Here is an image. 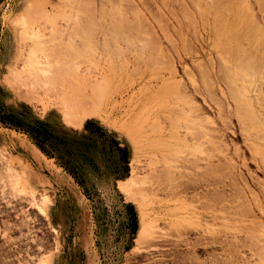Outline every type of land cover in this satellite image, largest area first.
I'll list each match as a JSON object with an SVG mask.
<instances>
[{
	"label": "rangeland",
	"instance_id": "1",
	"mask_svg": "<svg viewBox=\"0 0 264 264\" xmlns=\"http://www.w3.org/2000/svg\"><path fill=\"white\" fill-rule=\"evenodd\" d=\"M65 1L66 4H64ZM75 1L73 0V3L72 0H0V264H264L263 215H255L258 218L252 221L255 226L260 225L258 229L261 230L257 232L258 229L249 219V222H239L241 220H235L227 212L218 211L219 217H214L216 220L207 217L205 214L208 210L205 207L201 208L199 205V208L197 201V203H190L194 201L191 199L195 194L192 191L185 193L186 195L183 193L185 198L180 194L171 197L163 189V185L158 191L151 185V174L159 166L164 173L166 168L163 166H168L170 159L176 162L170 165H177V161L174 160H178V157L180 160L187 159V156L193 158L189 150L193 145L191 139L194 138V143L196 142L194 133L186 138L189 143L182 139L183 135L186 134L185 139L190 134L185 133L184 128L181 130L185 134L180 133V137L174 138L173 133L171 136L168 135L171 127H174L178 121L176 119L180 117L182 119L183 115L180 116L182 112L177 113L180 109L176 108L179 104L175 100L176 97L173 96L172 99V95L168 97L162 94L158 97L154 94L157 92L155 89L158 90L163 86L162 80L165 78L168 83H175V79H178L175 84L178 83L177 86L182 84L183 87L191 84L202 86L205 79H208V75H211V79L209 77L211 81L209 83L206 81V86L214 84L215 87L227 89L230 86L226 87V84H230V81L231 86L236 82L237 87L241 84L243 87L245 85L251 92L249 96L251 95L254 100V110L258 115L255 114L258 118L252 117L253 113L248 111L249 115L245 112L247 109L240 110L242 116L247 114V118L248 116L253 118L250 117L252 120H249L246 116L242 117L248 127L247 131L250 130L247 132L249 136L252 133L253 137H250V141L264 134V131L260 130V120H257L261 119L264 122V105L262 104V98L264 100L262 69L264 67L260 68L264 66V53H262L264 52V0H209L210 5L208 0H120L121 3L119 0H88L85 3L84 0ZM67 2H70V5ZM162 2L166 3L162 4ZM86 3L93 10L91 15L98 19V21L94 20L90 16L91 22L95 21L93 24L83 21L84 11L88 7ZM102 3L105 4L102 5ZM232 6L233 10H231ZM116 7H120L123 16L131 20V23L133 22L134 25L136 23L135 26H130L131 32L128 29L123 31L119 26H122L121 23L116 26L118 24L116 21L121 19ZM180 8L185 10L181 11ZM235 9L238 12L243 11L242 17L240 12L237 16H233L236 14ZM67 11L71 13V16L68 13L67 16L64 15ZM219 11L223 13L219 15ZM133 13L139 14V22L143 19L142 22L137 23L138 18ZM222 14L224 20L227 17L230 21L231 18L233 23L231 21V23H225L221 19ZM218 15L221 17L219 18ZM79 16L83 17L82 22L78 20L80 18H76ZM111 16H114L115 20H112ZM217 16L219 20L221 19L220 21ZM116 17L120 19L116 20ZM110 19L115 21V25L109 21ZM247 20L249 23L252 22L251 25L255 24L251 26L252 29ZM215 21L219 22L217 26ZM237 22L242 25L238 23L240 26L238 27ZM139 25L141 26L137 27ZM83 26L87 30L90 28V33H86L88 39L86 35L81 36L84 35L82 31L81 34H78L79 30L78 33L74 31L78 28L83 29ZM111 26L120 28V31L116 33V28L112 31ZM232 28L237 31L235 32ZM226 29L229 30V34L233 33L232 37L224 36L228 33ZM245 29L247 34H244ZM253 30L257 32L254 34ZM121 31L126 35L118 34ZM237 32L241 35L238 36ZM216 34L218 37L214 36ZM242 36L246 41L249 40V43L243 40ZM216 39H219L221 43ZM240 41L243 48H246L244 52L240 50L242 44L238 45ZM215 42L218 43L215 44ZM253 42L260 43V47L255 44L257 52ZM82 45L87 49H83ZM231 47L234 48L231 49ZM225 53L228 55L226 56ZM249 55L255 58L262 55L259 60L263 62L253 60ZM232 57H235L237 61L233 62ZM151 59L153 62H150ZM211 60L214 62L210 63ZM226 62L231 65L229 66ZM250 63L254 65V68L249 66L251 70L259 68V71L255 69L256 78L249 73L251 72L249 68H246ZM239 65L243 66L244 71L242 68L239 69ZM213 66L215 72H213ZM226 68L227 73L223 72ZM207 69H211L212 73ZM199 72H204L203 74L205 76L207 74L208 77L204 75L202 77ZM245 72L247 75L243 79L242 75ZM257 72L262 76L258 78ZM198 73L201 75L199 76ZM231 73L232 76L237 73L238 75H235L237 78L242 76L243 82L241 78L237 79L235 76L232 81ZM189 75L193 76V79ZM214 75H217L218 80ZM247 76L253 77L254 80L248 81V78L245 80ZM225 77L226 79L229 77L230 80H226ZM212 80L213 83H211ZM261 81L262 83H259ZM214 82L220 83L223 87ZM255 94L261 98V101H258L259 98ZM218 96L222 97L218 98L220 104L223 102L227 106L224 95L218 93ZM152 97L157 100L153 101ZM199 97L197 102H201L202 97L200 95ZM97 98L98 100H95ZM256 100L263 105V108ZM166 101L167 103L169 101L168 104L171 103V105L168 106ZM153 105H159V107ZM231 106L233 109L236 107L234 104ZM179 107L181 108V105ZM73 109L76 112L74 113L76 118L72 114ZM173 111L180 117L176 114L175 119V113L172 115ZM261 113L263 117L259 116ZM161 114L162 117L166 114L169 118L162 119ZM68 117H71V120ZM155 119L157 122L160 121L161 125L155 124ZM237 119L235 116L234 120L237 121ZM168 121H170L169 124ZM171 122L175 123L172 125ZM152 123L155 124L154 129L156 125H159L161 129L159 130L158 126L155 130L153 127L151 129L154 125ZM131 124L134 126L132 127ZM170 124L172 126H169ZM254 130L259 135L253 133ZM158 139L163 140V143H160L162 141L159 142ZM203 140L201 142L206 145L207 143ZM257 141L259 142L260 139L254 142L258 144ZM159 143L161 147L167 145L170 147L165 149L157 147ZM178 143L182 150L180 153L177 152L179 147L177 149L174 147ZM184 145L187 146L184 147ZM171 146L176 150L177 154L174 152L172 154H175L174 157L178 155L177 158H169L171 155L169 152L173 150ZM158 155L163 157V160L159 159ZM165 156L166 159H164ZM155 160L157 162L162 160L165 165ZM200 162L205 163L203 160ZM160 169H157V172ZM138 179L142 181L139 183ZM186 201H189L187 202L189 204H186ZM130 205L133 206V211ZM189 205L197 207H189ZM166 212L171 214L168 215ZM201 223L204 227L200 225ZM214 223L217 224L214 225ZM205 224H209L208 227ZM234 225L238 230H234ZM226 226L232 227L233 231ZM252 233L254 234L252 239L258 238L259 235L263 238H261L262 244L258 243L260 241L258 238V241L253 239L257 241H253L255 247L251 245L249 236L253 235ZM216 235L220 240H214ZM240 239H245L249 243L246 244L245 241L241 244L244 240L240 241Z\"/></svg>",
	"mask_w": 264,
	"mask_h": 264
},
{
	"label": "bare ground",
	"instance_id": "2",
	"mask_svg": "<svg viewBox=\"0 0 264 264\" xmlns=\"http://www.w3.org/2000/svg\"><path fill=\"white\" fill-rule=\"evenodd\" d=\"M59 1H62V0H59ZM67 1H71V0H67ZM79 1V0H78ZM86 1H88V0H84L83 2L85 3ZM124 1V0H123ZM122 1V2H123ZM126 1V0H125ZM129 1V0H128ZM162 1H164V0H162ZM166 1V0H165ZM170 1V0H169ZM174 1V0H173ZM230 1V0H229ZM229 1H228V3H229ZM232 1V0H231ZM235 1H237V0H235ZM258 1V0H257ZM72 2H73V0H72ZM74 2H76L75 0H74ZM73 2V3H74ZM80 2V1H79ZM102 2H104V1H102ZM110 2V1H109ZM119 2H120V0H119ZM227 1H225V3H226ZM239 3H240V1H238ZM89 3V2H88ZM91 3V2H90ZM89 3V5H92V4H90ZM100 3V2H99ZM121 3V2H120ZM130 3V2H129ZM166 2H162V4H165ZM176 3V2H175ZM208 3H209V5L211 4V2L208 0ZM237 3V2H236ZM257 3V2H256ZM64 4H66V1H65V3ZM67 4H69L70 5V2L68 3L67 2ZM101 4V3H100ZM103 4H105V3H102V5ZM108 4V3H107ZM110 4V3H109ZM116 4V3H115ZM114 4V5H115ZM145 4V3H144ZM167 4H169V2H167ZM167 4H166V6H167ZM199 4V3H198ZM221 4V3H220ZM220 4L218 5V6H220ZM232 4V3H231ZM235 4V3H234ZM238 4V3H237ZM236 4V5H237ZM241 4V3H240ZM69 5H68V7H69ZM86 5H88L87 3H86ZM89 5H88V7L86 8V11H84V20L83 21H85L86 23H91V24H93V21L96 19V17L95 16H92L91 15V13H93V10L91 9V7H89ZM101 5V6H102ZM110 5H112V4H110ZM135 5V4H134ZM180 5V4H179ZM208 5V6H209ZM215 5V4H214ZM233 5V4H232ZM235 5V6H236ZM239 5V4H238ZM253 5V4H252ZM46 6V5H45ZM83 6H85V5H83ZM99 6V5H98ZM146 6V5H145ZM148 6V5H147ZM187 6V5H186ZM199 6V5H198ZM212 6V5H211ZM222 6V5H221ZM224 6V5H223ZM226 6V5H225ZM264 6V5H263ZM79 7H81V9H82V6L79 4ZM79 7H78V9H79ZM115 7V6H114ZM120 7H121V5H120ZM120 7H116V9H117V11L120 13V15L121 16H119V17H121V19L120 20H118V21H116V26H118L119 25V23H121L122 24V26L121 25H119L120 26V28L124 31L125 29H128L130 32H131V28L132 27H130V26H135L136 25V23H135V25H134V23L132 24L130 21H129V19L126 17V16H123V11H121L120 10ZM206 7H207V4H206ZM228 7H230V5L228 6ZM238 7V6H237ZM67 8V7H66ZM93 8V7H92ZM106 8V7H105ZM123 9H124V7H122ZM169 8V7H168ZM209 8H210V6H209ZM252 8V7H251ZM104 9V8H103ZM111 9H114V8H111ZM115 9V10H116ZM181 9V8H180ZM199 9V8H198ZM219 9V8H218ZM223 9V8H222ZM225 9V8H224ZM226 9H227V7H226ZM239 9H240V6H239ZM244 9V8H243ZM68 10V9H67ZM104 10H106V9H104ZM108 10H109V8H108ZM183 10H185V8H183V9H181V11H183ZM214 10V9H213ZM231 10H233V6L231 7ZM230 10V11H231ZM236 11V14H234L233 16H237L238 14L237 13H239L238 11H237V9H235ZM240 10H242V9H240ZM245 10V9H244ZM68 11H70V10H68ZM68 11L67 12H64L65 14V16H67V13H68ZM83 11V10H82ZM113 11V10H112ZM111 11V12H112ZM117 11H115L116 13H117ZM135 11V10H134ZM133 11V12H134ZM139 11H141L140 9H139ZM161 11V10H160ZM175 11V10H174ZM194 11H197V10H194ZM79 12H81V11H79ZM102 12V11H101ZM114 12V11H113ZM112 12V13H113ZM122 12V13H121ZM131 12H132V10H131ZM208 12H209V9H208ZM217 12V11H216ZM220 12V11H219ZM226 12V11H225ZM243 11H241L240 12V15H241V13H242ZM45 13H47V12H45ZM60 14H62L61 12H59ZM59 13H58V15H59ZM83 13V12H82ZM105 13V12H104ZM112 13H109V14H111V15H113ZM134 13H136V12H134ZM133 13V14H134ZM197 13H199V11L197 12ZM221 13H223V11L222 12H220L219 13V15L221 14ZM247 13V12H246ZM48 14H49V12H48ZM69 14V13H68ZM71 14V13H70ZM69 14V15H70ZM107 14V13H106ZM108 14V15H109ZM209 14V13H208ZM215 14V13H214ZM226 14V13H225ZM230 14H231V12H230ZM77 15H79V14H77ZM83 15H81V16H83ZM94 15V14H93ZM134 15H136V14H134ZM134 15H133V17H134ZM138 15L139 14H137L136 16H137V23H140V22H142V20L139 22V19H140V17H138ZM173 15V14H172ZM218 15V16H219ZM240 15H239V17H240ZM242 15H243V13H242ZM242 15H241V17H242ZM45 16H47V14H45ZM50 16V15H49ZM49 16H48V18H49ZM62 16V15H61ZM71 16V15H70ZM81 16H79V17H76L77 19L78 18H80V19H78L79 21L81 20V22H82V19L81 18H83V17H81ZM93 17V21L91 22V17ZM105 16H107V15H105ZM114 16H117V15H114ZM114 16H111L112 17V20L114 19L113 17ZM158 16V15H157ZM185 16L186 17H188L186 14H185ZM191 16V15H190ZM207 16V15H206ZM216 16V15H215ZM218 16H217V19H218ZM222 16H223V14H222ZM225 16H228V15H225ZM230 16V15H229ZM233 16H231V17H233ZM254 16V15H253ZM98 17H99V15H98ZM110 17V18H111ZM203 17H204V13H203ZM213 18H214V16H212ZM221 16H219V18H220ZM47 18V19H48ZM67 18V17H66ZM101 18V17H100ZM107 18V17H106ZM117 17H116V20L118 19ZM136 18V17H135ZM184 18V17H183ZM196 18V17H195ZM194 18V19H195ZM207 18V20H208V16L206 17ZM212 18V19H213ZM224 18V16L223 17H221V19H223ZM235 18H238V17H235ZM68 19H70L69 17H68ZM109 19V18H108ZM160 19V18H159ZM186 19V18H185ZM189 19V18H188ZM200 19V18H199ZM204 19V18H203ZM220 19V20H221ZM232 19H234V17L232 18ZM242 19V18H241ZM240 19V20H241ZM245 19V18H244ZM249 19H253V18H249ZM248 19V20H249ZM76 20V19H75ZM97 21H98V19H96ZM101 20V19H100ZM106 20V19H105ZM115 20V19H114ZM146 20V19H145ZM148 20V19H147ZM215 20V19H214ZM213 20V21H214ZM219 20V19H218ZM219 20V21H220ZM224 20V19H223ZM226 20H227V17H226ZM226 20H224L225 21V23H228V22H230L231 21V18H230V21H226ZM246 20V19H245ZM244 20V21H245ZM247 20V21H248ZM254 20V19H253ZM253 20H251V21H253ZM109 21H111V19L109 20ZM162 21V20H161ZM238 21H239V19H238ZM246 21V22H247ZM77 22V21H76ZM95 22V21H94ZM160 22V21H159ZM232 22V21H231ZM230 22V23H231ZM235 22V21H234ZM78 23V25H80L79 24V22H77ZM98 23H100V22H98ZM104 23H106V21L104 22ZM111 23H115V21H111ZM144 23V22H143ZM191 23V22H190ZM193 23V22H192ZM214 23H216V26H217V24L219 23H217L216 21L214 22ZM223 23V22H222ZM233 23V22H232ZM239 22H237L236 24H238ZM240 23H241V21H240ZM239 23V24H240ZM248 23H249V21H248ZM250 23H252V22H250ZM249 23V24H250ZM88 24H86V26L88 25ZM109 24V23H108ZM112 24V25H113ZM132 24V25H131ZM239 24L237 25L238 27H240L239 26ZM100 25V24H99ZM104 25V24H103ZM115 25V24H114ZM138 25V24H137ZM225 25V24H224ZM227 25V24H226ZM225 25V26H226ZM229 25V24H228ZM240 25H242V24H240ZM244 25V24H243ZM245 25H246V23H245ZM253 25H255L254 23L251 25H249L250 26V28L252 29V27H253ZM98 26V25H97ZM141 25H139V26H137V27H140ZM145 26V25H144ZM191 26H192V24H191ZM215 26V25H214ZM222 26H223V24H222ZM233 26H235L236 27V25L235 24H233ZM248 26V27H249ZM252 26V27H251ZM80 27H81V25H80ZM84 27L85 26H83L82 28L83 29H80V28H78V29H76V30H74V31H76L75 33H78V34H81L80 32L82 31L83 32V34L84 35H81L82 37H84L85 35V37H87V39H88V36H87V34L86 33H88L89 31H90V28H89V30H87L86 28L84 29ZM91 27V26H90ZM146 27V26H145ZM148 27V26H147ZM230 27H232L231 26V24H230ZM235 27H233V28H235ZM238 27H236V28H238ZM243 27V26H242ZM245 27V26H244ZM243 27V28H244ZM247 27V26H246ZM255 27V26H254ZM73 28V27H72ZM92 28V27H91ZM109 28H110V26H109ZM109 28H108V30H109ZM111 28H112V31L116 28L115 26L114 27H112L111 26ZM114 28V29H113ZM120 28L119 29H117L116 28V33L117 32H119L120 31ZM143 28V27H142ZM217 28V27H216ZM232 28V30H234ZM140 29V28H139ZM138 29V30H139ZM167 29V28H166ZM197 29V28H196ZM224 29H225V27H224ZM254 29H256V28H254ZM79 30V31H78ZM111 30V29H110ZM168 30V29H167ZM215 30H217L218 31V29H215ZM221 30V29H220ZM229 30H231L230 28H229ZM228 30V31H229ZM246 30L247 29H245V32H244V34H247L248 32H249V28H248V32L246 33ZM259 29H257V31H258ZM78 31V32H77ZM93 31V30H92ZM217 31H215V32H217ZM222 31H223V29H222ZM226 31H227V29H226ZM227 31V32H228ZM235 31V30H234ZM236 31H237V29H236ZM235 31V32H236ZM239 32L241 31H243V30H238ZM252 31V30H251ZM257 31H255L254 32V30H253V32H254V34L257 32ZM108 32V31H107ZM127 32V31H126ZM152 32V31H151ZM176 32V31H175ZM225 32V31H224ZM232 32V31H231ZM252 32V33H253ZM90 33V32H89ZM112 33V32H111ZM114 33H115V31H114ZM123 32L121 31L120 33H118V34H121V36L122 35H126V33L124 34H122ZM133 33V32H132ZM230 32H228L227 34H225L224 36H226V35H230L231 37L233 36V33H232V35L231 34H229ZM251 33V32H250ZM77 34V35H78ZM110 34V33H109ZM117 34V35H118ZM215 34V33H214ZM240 35H241V33H239ZM132 35H134V34H132ZM219 36L221 35L220 33L218 34ZM234 35H235V37H236V33H234ZM237 35H238V32H237ZM240 35H238V36H240ZM251 35H253V34H251ZM79 36V35H78ZM77 36V37H78ZM119 36V35H118ZM117 36V37H118ZM127 36H128V34H127ZM214 36H217V34L216 35H214ZM255 36V35H254ZM257 36V35H256ZM255 36V37H256ZM263 36V35H262ZM117 37H116V39H117ZM218 37V36H217ZM230 37V38H231ZM243 37V36H242ZM241 37V38H242ZM249 37L251 38L252 36H250V34H249ZM68 38V37H67ZM123 38V37H122ZM126 38V37H125ZM128 38H130V37H128ZM143 38H145V37H143ZM213 38H215V37H213ZM240 38V37H239ZM260 38V37H259ZM74 39V38H73ZM73 39H71V40H73ZM80 39H82V38H80ZM84 39V38H83ZM87 39H86V42H87ZM118 39H119V37H118ZM117 39V40H118ZM121 39V38H120ZM131 39V38H130ZM146 39H147V37H146ZM219 39L221 40V38L219 37ZM219 39H216L217 41H219ZM237 39V38H236ZM247 39H249V38H247ZM252 40H253V37L251 38ZM68 40H70V39H68ZM127 40V39H126ZM147 40H149V39H147ZM153 40V39H152ZM231 40H232V38H231ZM231 40H230V43H231ZM243 40H245L246 41V39H244V37H243ZM242 40V41H243ZM262 40V39H261ZM89 41V40H88ZM155 41V40H154ZM224 41V40H223ZM226 41V40H225ZM224 41V42H225ZM248 41V42H247ZM246 42L247 43H249V40H247ZM75 42V41H74ZM200 42V41H199ZM237 42H238V40H237ZM262 43H263V40L261 41ZM72 43H73V41H72ZM77 43V42H76ZM81 43V42H80ZM88 43V42H87ZM151 43V42H150ZM186 43V42H185ZM216 43H218V42H215V44ZM219 43H221L220 41H219ZM226 43H227V41H226ZM235 43V42H234ZM63 44H64V42H63ZM89 44V43H88ZM152 44V43H151ZM154 44V43H153ZM214 44V45H215ZM232 44H233V42H232ZM232 44H230V45H232ZM237 43H235V45H236ZM241 45L242 44V42L240 41V43H238V45ZM243 44H244V41H243ZM243 44H242V48H243ZM255 44H257L258 46H259V42L258 43H255ZM254 44V42H253V47H255L254 49H256V45ZM66 45V44H65ZM65 45H63L64 47H65ZM84 45V44H83ZM83 45H82V48H83ZM90 45V44H89ZM88 45V46H89ZM146 45V44H145ZM223 45V44H222ZM221 45V46H222ZM227 45V44H226ZM239 45V46H240ZM67 46V45H66ZM85 46V45H84ZM187 46H188V44H187ZM190 46V45H189ZM217 47H218V44L216 45ZM224 46H225V44H224ZM237 46V45H236ZM245 46H246V44H245ZM252 46V45H251ZM146 47V46H145ZM149 47V46H148ZM172 47H174V46H172ZM182 47H184V46H182ZM228 47V46H227ZM247 47V46H246ZM260 47V46H259ZM263 47V46H262ZM261 47V48H262ZM72 48H75V47H72ZM77 48V47H76ZM86 48V47H85ZM85 48H83V49H85ZM110 48V47H109ZM147 48V47H146ZM177 48V47H176ZM219 48V47H218ZM232 48H234V47H231V49ZM241 47H240V50H241V52H244V51H246L245 49L246 48H243L242 49ZM251 48V47H250ZM87 49V48H86ZM148 50H149V48H147ZM147 49H145L146 51H147ZM178 49V48H177ZM189 49H190V47H189ZM192 49V48H191ZM71 50H73V49H71ZM184 50V49H183ZM186 50V49H185ZM217 50V49H216ZM235 50H236V48H235ZM239 50V49H238ZM244 50V51H243ZM221 51H223V50H221ZM233 51V50H232ZM258 50L256 49L255 50V52H257ZM263 51V50H262ZM141 52V51H140ZM147 52H149V51H147ZM188 52V51H187ZM229 52V51H228ZM234 52V51H233ZM232 52V53H233ZM261 52V51H260ZM150 53V52H149ZM219 53H222V52H219ZM224 53V52H223ZM248 53V52H247ZM262 53H264V52H262ZM261 53V54H262ZM226 54V53H225ZM224 54V55H225ZM229 54H231V53H229ZM257 54V53H256ZM256 54H254V55H256ZM258 54H260V53H258ZM228 54H226V56H227ZM242 55V57H243V54H241ZM217 56V55H216ZM219 56V55H218ZM238 56V55H237ZM239 56H240V54H239ZM238 56V57H239ZM245 56V55H244ZM250 56V58L252 57L253 58V60H255V59H257V61H259V62H263L262 60L260 61L259 60V57H262V55L261 56H259L258 55V58L256 57H253V55L251 56V55H249ZM248 56V57H249ZM220 57V56H219ZM221 57H222V55H221ZM231 57V56H230ZM235 57H236V54H235ZM235 57H232V59H234ZM246 57H247V55H246ZM264 57V56H263ZM162 58V57H161ZM223 58H224V56H223ZM226 58V57H225ZM167 59V58H166ZM211 59V58H210ZM218 59V58H217ZM236 59V58H235ZM235 59H234V61L233 62H236L235 61ZM260 59H262V58H260ZM252 60V61H253ZM149 61V60H148ZM194 61V60H193ZM229 61V60H228ZM238 61H240V60H238ZM243 61V60H242ZM256 61V62H257ZM150 62H153V60L151 59L150 60ZM155 62V61H154ZM214 62V61H213ZM212 62V60H211V62L210 63H213ZM220 62H221V60H220ZM232 62V63H233ZM241 62V61H240ZM249 62H251V59H249ZM248 62V63H249ZM156 63H158V62H156ZM167 63V62H166ZM229 63V62H228ZM227 62H226V64H228ZM239 63V62H238ZM247 63V62H246ZM150 64V63H149ZM151 64H153V63H151ZM169 64H171V63H169ZM215 64V63H214ZM225 64V63H224ZM241 64H243V63H241ZM252 63H250V65L248 64V67H246L247 69L249 68V66H251V67H253L252 65H251ZM255 64V63H254ZM260 64H262V63H260ZM264 64V63H263ZM74 65V64H73ZM156 65V64H155ZM157 65H160V64H157ZM172 65H173V63H172ZM229 65V64H228ZM230 65H231V63H230ZM229 65V66H230ZM233 65V64H232ZM246 66H247V64H245ZM244 65V66H245ZM59 66H62V65H59ZM65 66V65H64ZM67 66V65H66ZM153 66H154V64H153ZM219 66V65H218ZM240 66V65H239ZM257 66V65H256ZM259 66H261V65H259ZM68 67V66H67ZM158 66H156V68H157ZM199 67H203V66H199ZM264 66H261L260 68H263ZM69 68V67H68ZM163 68V67H162ZM203 68H205V67H203ZM206 68H208V67H206ZM215 67L213 66L212 67V69H214ZM218 68V67H217ZM223 68V67H222ZM222 68H219V69H222ZM240 68H242V70H243V66L241 67H239V69ZM254 68V67H253ZM174 69V68H173ZM246 69V70H247ZM256 69V68H255ZM255 69L253 70H251L250 68H249V70L251 71V72H249V73H252V76L254 75L255 76ZM65 70V69H64ZM170 70H171V68H170ZM177 70V69H176ZM199 70H201V69H199ZM204 71H206V69H203ZM208 70V69H207ZM228 69L226 68V70L225 71H223V72H226ZM241 70V69H240ZM248 70V71H249ZM256 70H258L259 71V68L258 69H256ZM263 71H262V73L264 72V69H262ZM186 71V70H185ZM202 71V70H201ZM209 72H211V69L210 70H208ZM230 71L232 72V68L230 69ZM230 71L228 72V73H230ZM238 71V70H237ZM244 71V70H243ZM253 71V72H252ZM176 72V71H175ZM174 72V73H175ZM187 72V71H186ZM208 72V73H209ZM213 72H215V69H214V71ZM222 72V74H224L225 75V73H223ZM234 72V71H233ZM260 72H261V69H260ZM173 73V74H174ZM199 73H201V74H199ZM198 74H199V76L201 75L202 77H203V73L202 72H199ZM212 73V72H211ZM211 73H209V74H211ZM218 73H220V71L218 72ZM217 73V74H218ZM227 73V72H226ZM238 74L239 73H241V72H237ZM237 73H235V75H238ZM244 73V72H243ZM172 74V73H171ZM175 74H177V73H175ZM257 74L259 75V73L257 72ZM166 75V74H165ZM221 75V74H220ZM228 75V74H227ZM231 76H232V73L230 74ZM235 75H233L232 77H231V80L233 79L234 80V76ZM242 74H240V76H241ZM245 75H247L246 74V72H245V74H243L242 76H243V79H244V76ZM257 75V77L259 78V77H261L260 75L258 76ZM264 75V74H263ZM209 77L211 76V75H208ZM207 76V74H206V76L204 75V77H208ZM216 76L217 75H214V77L216 78ZM229 76V75H228ZM241 76V77H242ZM249 76V75H248ZM245 77V80L248 78V81H250L249 79H251V80H254L253 79V77ZM174 77V76H173ZM189 77H191V79H193L192 77L193 76H191V75H189ZM196 77V76H195ZM201 77V78H202ZM209 77H208V79H205L208 83L211 81V80H209ZM236 77V76H235ZM240 77V78H241ZM159 78V77H158ZM220 78V77H219ZM224 78V77H223ZM229 77H227V79H228ZM237 78V77H236ZM238 78H239V76H238ZM237 78V79H238ZM239 78V79H240ZM255 78H256V76H255ZM175 79V78H174ZM190 79V81H192ZM200 79V78H199ZM210 79H211V77H210ZM217 80H218V78H216ZM225 79H226V77H225ZM226 79V80H227ZM237 79H235V81L237 80ZM263 79V78H262ZM161 80H162V78H161ZM160 80V81H161ZM176 80H177V82H178V79H175V83H176ZM197 80V79H196ZM203 80V79H202ZM205 80H203V81H205ZM209 80V81H208ZM228 80H230V79H228ZM232 80V81H233ZM241 80V82H243V80H242V78L240 79ZM258 80V79H257ZM159 81V80H158ZM157 81V82H158ZM164 81V83H163V86L160 88V89H155V91H157L156 93H154L156 96H158L159 97V95H161L162 96V94H164V95H168V97H169V95H172L171 97H172V99H173V96L174 97H176V99L175 100H177L176 102H178L179 104H177L176 102H174V103H176L177 104V110L178 109H180V110H183V111H180V110H176L177 111V113H180V112H182V113H180V116H182V119H181V117L177 114V113H175V111H173L172 113V115H174V113H175V116H176V114H177V116H179L180 117V119H178L177 118V116L175 117V119L176 120H178V121H176V123L175 122H171V124L173 123H175V125H174V127H171L172 129H170L171 131H169V136H171V134L173 133V137L174 138H177V137H180V133L181 134H183L184 133V131H185V133H187V134H189V136H186L185 137V139H184V136L186 135L185 133V135H183V138H182V135H181V138L183 139V140H185L187 143H189L188 141H187V137H190L191 136V133H194L196 136H194L195 137V143H194V138H192L191 139V141L193 142V145H192V147H191V149H189L188 147H186V148H188L189 150H190V152H191V155H192V157L193 158H188V156H187V159L186 158H182L181 160L179 159L180 157H178V155H177V157H178V160H174V161H177V165H175V164H173V165H170V163L172 164V163H176V162H173L171 159H170V163L168 164V166L166 165V166H163V165H165L164 163H162V160H163V157H161V156H159V159H162L160 162H161V164H163L162 166L163 167H165L166 168V170L164 171V173L162 172V168L160 169V166H159V168H157V166H156V168L159 170L160 169V171H161V173H159L160 171H158L157 172V169H155V171H153V173L151 174L152 175V180H151V185H153V186H151V187H153V188H155V190H161V187H162V185H163V189L164 190H166L167 191V193H168V195L170 194L171 195V197H172V195L173 196H176V195H178V194H180V195H182L183 197H184V194L186 193H188L189 191H192V193L194 194V197L193 198H191V197H189V199L191 198V199H193L194 201H190V203L192 202V204H193V202H195V203H197V206L199 207V205L201 206V208H202V206H203V208L205 207L206 208V210H208V212H207V214H205V215H207V217H212L213 218V220H216V218H218L219 216H218V214H217V212L218 211H222V212H227L229 215H231L235 220H241V221H239V222H243V221H248V219H249V221H251V223L253 224L254 222H252L253 220H254V218H256L257 216H255V215H258L259 216V214H261V215H263L264 216V134H262V136H263V138H262V136H260L259 135V133L258 132H255V130H254V132L253 133H258V135L260 136H256L257 134H255V136L257 137V139L259 140L260 139V141L258 142V144L257 143H255L254 141L255 140H257V139H254V140H252V142L250 141L251 139H250V137H253V136H251V134H250V136H249V134L247 133V132H249V131H247L248 130V127H246V124H245V119L243 120V118L246 116V119H248L249 118V120H252L253 118L252 117H256V118H258L257 116V114H256V111L254 110V100L252 99V97H251V95L249 96V89L247 88V87H245V85H244V87H243V85L241 84V85H238L239 87H237V82L235 83V85L234 84H232V86L230 85L232 82L230 81V84H224V82H223V84L226 86V87H228V85L230 86V87H228L227 89H225V88H219V87H215L214 86V84L213 85H210V84H208L209 86H206V81L205 82H203V81H200V82H203L204 83V85L202 84V86H200V84H194V85H190V86H185V82H183V84H184V86L185 87H183V85L182 84H179L178 86H177V84H175V83H168V82H166V78L165 79H163L162 80V82ZM220 81H221V79H220ZM222 81H225V80H222ZM245 82H247V81H245ZM244 82V83H245ZM252 82H254V81H252ZM180 83H181V81H180ZM211 83H213V80H212V82ZM214 83H216V82H214ZM225 83H227V82H225ZM234 83V82H233ZM240 83V82H239ZM238 83V84H239ZM259 83H262V81L261 82H259ZM98 84V83H97ZM217 84V83H216ZM220 84V83H219ZM219 84H217V85H219ZM248 84V83H247ZM257 84V83H256ZM100 85V84H99ZM153 85V84H152ZM158 85V84H157ZM180 85H182V86H180ZM252 85V84H251ZM251 85H250V87H251ZM260 85V84H259ZM258 85V86H259ZM94 86V85H93ZM98 86V85H97ZM204 86V87H203ZM220 87H223V86H221V84L219 85ZM240 86H242V87H240ZM255 86H257V85H255ZM261 86V85H260ZM150 87V86H149ZM183 87V88H182ZM249 87V88H250ZM155 88V87H154ZM262 88V87H261ZM94 90H95V88H93ZM105 89V88H104ZM256 89H257V87H256ZM96 91V90H95ZM255 91V90H254ZM258 91V90H257ZM256 91V92H257ZM255 92V93H256ZM259 92H261V91H259ZM90 93H92V92H90ZM218 93H221L222 95H224V100H226L225 101V103H227V106L225 105V104H223V102H222V104H220V102H219V100H218V98H219V96L217 97V95H218ZM251 93V92H250ZM261 93H263V92H261ZM260 93V94H261ZM93 94V93H92ZM95 95L97 94L98 96L100 95V94H98V93H94ZM264 94V93H263ZM262 94V95H263ZM91 95V94H90ZM163 95V96H164ZM199 95L202 97L201 98V102H197V100L200 98L199 97ZM258 98H259V100L258 101H261V98L257 95V94H255ZM254 95V96H255ZM154 96V95H153ZM160 96V97H161ZM221 96V95H220ZM261 96V95H260ZM95 97V96H94ZM142 97H144L143 95H142ZM157 97V98H158ZM168 97H164V98H168ZM257 97H255V98H257ZM263 97V96H262ZM98 98H100V97H98ZM98 98L97 99H95V100H98ZM145 98V97H144ZM153 98V97H152ZM222 97H220L219 99H221ZM154 99V100H153ZM152 100L153 101H155V100H157L156 98H153ZM159 99V98H158ZM161 99H163V98H161ZM232 101V102H230V100ZM93 100V99H92ZM164 100H166V99H164ZM170 100H171V98H170ZM169 100V101H170ZM256 100V101H257ZM94 101V100H93ZM169 101H168V103H169ZM258 101H257V103H258ZM96 102H98V101H96ZM146 102V101H145ZM165 102V101H164ZM197 102V103H196ZM262 104L264 105V100H263V98H262ZM79 103V102H78ZM92 103V102H91ZM94 103V102H93ZM141 104H143V102H140ZM139 103V104H140ZM167 103V101H166V104H168ZM173 103V102H172ZM261 103V102H260ZM231 104H234L236 107L233 109L232 108V106H231ZM259 104V103H258ZM261 104V105H262ZM76 105V104H75ZM100 105V104H99ZM152 105V104H151ZM170 105H171V103H170ZM169 104H168V106H170ZM181 105V108L179 107ZM260 105V104H259ZM260 105V106H261ZM263 105L261 106L262 108H263ZM154 106V105H153ZM157 107H159V105H156ZM156 106H154V107H156ZM222 106H223V108H222ZM74 107V106H73ZM149 107V106H148ZM172 107V106H171ZM179 107V108H178ZM241 107V108H240ZM90 108V107H89ZM151 108H152V106H151ZM150 108V109H151ZM168 109L167 110H169V107H167ZM187 108V109H186ZM243 108V109H242ZM149 109V110H150ZM162 109V108H161ZM165 110H166V108H164ZM185 109L188 111V114H186L187 113V111L185 112ZM242 109V110H241ZM247 109V110H246ZM249 109V110H248ZM74 110V109H73ZM73 110H71V111H73ZM245 111L247 114H249V113H253L252 115V119L248 116V118H247V114H245L244 116H242V112L241 111ZM136 111V110H135ZM159 111V110H158ZM162 111V110H161ZM248 111H249V113H248ZM69 112H70V110H69ZM156 112V111H155ZM163 113H164V111H162ZM166 112V111H165ZM183 112L185 113V114H183ZM245 112H243V113H245ZM70 113H72V112H70ZM74 113H76L75 112V110L73 111V113L72 114H74ZM168 113V112H167ZM191 113V114H190ZM239 113H241V115L239 114ZM65 114H66V112H65ZM64 114V115H65ZM82 114V113H81ZM147 114V113H146ZM145 114V115H146ZM168 114H170V113H168ZM209 114L211 115V116H209ZM257 116H256V115ZM66 115H69V114H66ZM133 115V114H132ZM154 115H155V113H154ZM164 115V114H163ZM166 115V114H165ZM164 115V117H162V114L160 115L161 117H162V119L163 118H165V117H167V118H169L167 115L165 116ZM238 118L237 119V121L236 120H234V117L235 116ZM250 115V114H249ZM261 115V117H263V115H262V113L261 114H259V116ZM76 115L74 114V117H75ZM136 116V115H135ZM151 116H153V115H151ZM234 116V117H233ZM73 117V116H72ZM243 117V118H242ZM69 118V117H68ZM71 118V117H70ZM69 118V119H70ZM76 118V117H75ZM132 118V117H131ZM136 118V117H135ZM138 118V117H137ZM73 119V118H72ZM80 119V118H79ZM156 119H158L157 117H156ZM155 119V120H156ZM161 119V118H160ZM71 120V119H70ZM75 120V119H74ZM131 120V119H130ZM135 120V119H134ZM171 120H174V119H171ZM170 120V121H171ZM249 120H247V121H249ZM259 122H260V125H261V128H260V130L262 129V131H264V122L263 121H261V119H257ZM136 121V120H135ZM140 121V120H139ZM163 121V120H162ZM164 121H165V119H164ZM164 121H163V123H164ZM170 121H168V124H169V122ZM246 121V122H247ZM80 122H81V120H80ZM160 122V121H159ZM159 122H157V120H156V123L155 124H160ZM178 122V123H177ZM152 124H154V123H152ZM155 124L154 125H152L151 126V129H152V127L153 126H155ZM169 125V126H172V125ZM132 125V124H131ZM161 125V124H160ZM134 125H132V127H133ZM159 127V125H156V127H155V129H157L158 127ZM164 126V125H163ZM162 126V127H163ZM168 126V127H169ZM250 126H252V125H250ZM145 128H148V127H145ZM181 128L184 130H181ZM132 129V128H131ZM153 129H154V127H153ZM154 129V130H155ZM159 130L161 129L160 127L158 128ZM164 130V129H163ZM168 130V129H167ZM165 131V130H164ZM262 131H261V133H262ZM183 132V133H182ZM135 133V132H134ZM159 133H161V132H159ZM166 133V132H165ZM130 134V133H129ZM254 135V134H253ZM132 137V136H131ZM164 137V136H163ZM255 137V138H256ZM180 138V139H181ZM262 138V139H261ZM163 139V138H162ZM179 139V140H180ZM181 139V140H182ZM204 139V140H203ZM166 140H168V138L166 139ZM169 140H170V137H169ZM173 140V139H172ZM181 140H180V142H181ZM201 140H203L205 143H207L206 145H203V142H201ZM158 141H159V139H158ZM157 141V142H158ZM160 141H162V142H160ZM159 142L160 143H163V140H160ZM165 141V140H164ZM190 141V142H191ZM169 142V141H168ZM173 142H175V141H173ZM177 142H178V140H177ZM177 142H175V143H177ZM184 142V141H183ZM191 142V143H192ZM160 143L157 145V147H160V148H164L165 149V147H168V145L167 146H163V147H161L162 145H160ZM170 143V142H169ZM171 143H172V141H171ZM153 144V143H152ZM165 144H166V142H165ZM185 144V143H184ZM160 145V146H159ZM181 145V144H180ZM174 146V145H173ZM182 146V145H181ZM185 146H187V145H184V147ZM156 147V148H157ZM169 147H170V145H169ZM168 147V148H169ZM174 147H176L175 149H177L178 147H179V150H177V152L179 151V153H180V151H182L181 150V147L179 146V143H178V145H175ZM155 148V147H154ZM157 149H159V148H157ZM171 149H173L172 148V146H171ZM175 149H173L172 151H170L169 153H171V155H170V157L169 158H172V159H174L175 157H174V155L175 154H177V153H175ZM187 149V150H188ZM169 150V149H168ZM166 151V150H165ZM172 152H174L175 154H172ZM183 152H184V150H183ZM183 152H181V154L183 153ZM186 152V151H185ZM162 154H163V152H162ZM164 154H165V152H164ZM183 154H185V153H183ZM186 154H188V153H186ZM165 155H168V153L166 152V154ZM157 156V157H158ZM184 156V155H183ZM161 157V158H160ZM176 157V158H177ZM186 157V156H185ZM158 159V158H157ZM164 159H166V156H165V158ZM201 160H203L205 163H201L200 161ZM157 162L156 160H155V162H157V163H160V162ZM166 161V160H165ZM156 163V164H157ZM166 163V162H165ZM155 164V165H156ZM159 165V164H158ZM153 166H154V164H153ZM155 168V166L153 167V169ZM164 170V169H163ZM155 172V173H154ZM139 180V183L142 181V180H140V179H138ZM142 187V186H141ZM141 187H139V188H141ZM165 187V188H164ZM144 188V187H143ZM152 188V189H153ZM142 190V189H141ZM155 190H152V191H155ZM139 191H140V189H139ZM184 193V194H183ZM192 193H191V195H192ZM155 195H156V193H154ZM153 194V195H154ZM161 194V193H160ZM166 194V193H165ZM185 194V195H186ZM165 196V195H164ZM164 198V197H163ZM163 198H161V199H163ZM182 198V197H181ZM185 198V197H184ZM165 199V198H164ZM189 199H187L186 198V200H189ZM184 200V199H183ZM197 201V202H196ZM183 202V201H182ZM187 202H189V201H186L185 203L186 204H189V203H187ZM194 203V204H195ZM171 204V203H170ZM196 205V204H195ZM194 205V206H195ZM190 206H193V205H189V207ZM193 206V207H194ZM197 206H195V207H197ZM194 207V208H195ZM200 208V207H199ZM165 211V210H164ZM163 212V211H162ZM179 213H181L180 211H178ZM191 212V211H190ZM196 212H198V211H196ZM157 213V212H156ZM167 213V212H166ZM169 213V212H168ZM167 213V214H168ZM176 213V212H175ZM178 213V214H179ZM185 213V212H184ZM189 213V212H188ZM159 214H161V213H159ZM162 214H164V213H162ZM171 214V213H170ZM170 214H168V215H170ZM221 214H223V213H221ZM173 215V214H172ZM175 215V214H174ZM176 215H177V213H176ZM217 216V217H216ZM189 217H191V216H189ZM214 217H216V218H214ZM228 217V216H227ZM226 217V218H227ZM230 217V216H229ZM258 218V217H257ZM202 219V218H201ZM200 219V220H201ZM220 219V218H219ZM218 219V220H219ZM247 219V220H246ZM174 220V219H173ZM208 219H206V221H207ZM227 220H229V219H227ZM233 220V219H232ZM205 221V222H206ZM248 221V222H249ZM172 222V221H171ZM202 222V221H201ZM237 222V221H236ZM263 222V221H262ZM208 223H210V221L208 222ZM228 223V222H227ZM238 223V222H237ZM236 223V224H237ZM258 223H260V222H258ZM157 224V223H156ZM175 224V223H174ZM178 224V223H177ZM198 224H199V222H198ZM197 224V225H198ZM213 224V223H212ZM215 224H217V223H214V225ZM219 224V223H218ZM231 224V223H230ZM241 224V223H240ZM255 224V223H254ZM253 224V226H255ZM173 225V224H172ZM176 225V224H175ZM175 225H173V226H175ZM200 225H204V224H200ZM199 225V226H200ZM205 225H207V224H205ZM209 225V224H208ZM208 225H207V227H208ZM213 225V226H214ZM232 225V224H231ZM242 225H243V223H242ZM246 225V224H245ZM244 225V226H245ZM262 225V224H261ZM264 225V224H263ZM177 226V225H176ZM183 226V225H182ZM181 226V227H182ZM188 226V225H187ZM194 226V225H193ZM201 226V227H202ZM213 226H210V227H212L213 228ZM217 226V225H216ZM239 226V225H238ZM237 226V227H238ZM260 226V225H259ZM259 226H255L257 229L258 228H260ZM186 227V226H185ZM204 227V226H203ZM202 227V228H203ZM227 227V226H226ZM229 227H230V225H229ZM229 227H227L228 229H231V228H229ZM240 227H242V226H240ZM246 227H247V225H246ZM254 227V230H256V228ZM176 228V227H175ZM189 228H191V226H189ZM201 228V229H202ZM234 230H236L237 228H236V226L234 225ZM245 228V227H244ZM261 228H262V226H261ZM188 229V228H187ZM186 229V230H187ZM208 229V228H207ZM233 229V228H232ZM231 229V230H232ZM178 230V229H177ZM183 229H181V231H182ZM238 230V229H237ZM259 230H261V229H258V230H256L257 232L259 231ZM201 231H203V230H201ZM207 231V230H206ZM226 231H227V229H226ZM233 231V230H232ZM242 231V230H241ZM178 232H179V230H178ZM183 232V231H182ZM186 232V231H185ZM210 232H211V230H210ZM214 232V231H213ZM242 232H244V231H242ZM174 234H176L177 235V233L176 232H173ZM187 233V232H186ZM208 233V232H207ZM234 233V232H233ZM253 233H255V232H253ZM252 233V234H253ZM224 234H226V233H224ZM231 234V233H230ZM152 235V234H151ZM173 235V234H172ZM179 235H180V233H179ZM178 235V236H179ZM264 235V234H263ZM252 236L254 237V234L253 235H250L249 237H251V240H250V238L248 239V240H250V242L252 243H250L251 245H253V247H255L254 246V242L253 241H255V240H253V239H260V241H258V243H261L262 244V240H261V238L262 237H260V235H259V237L258 238H253L252 239ZM180 237V236H179ZM183 237V236H182ZM216 237H217V235H216ZM215 237V239L214 240H218L219 239V237H217L216 238ZM223 237V236H222ZM237 238V237H236ZM246 238V237H245ZM183 239V238H182ZM263 239V238H262ZM187 241V243H188V245H190L189 244V241H188V239H186ZM199 240V239H198ZM220 240V239H219ZM242 240H244L241 244H243L246 240L245 239H242ZM241 239H240V241H242ZM264 240V239H263ZM200 241V240H199ZM257 241H255V242H257ZM185 242V241H184ZM185 242V243H186ZM225 242V241H224ZM226 242H227V239H226ZM246 244L247 243H249V241L247 242H245ZM257 243V244H258ZM263 243H264V241H263ZM236 244V243H235ZM256 244V245H257ZM260 244V245H261ZM194 245V244H193ZM258 246V245H257ZM261 247H262V245H261ZM260 247V248H261ZM264 248V247H263ZM257 249H259V248H257ZM256 249V250H257ZM259 250H261V249H259ZM264 250V249H263ZM228 251V250H227ZM250 251V250H249ZM262 251V250H261ZM232 252V251H231ZM235 252V251H234ZM258 253V252H257ZM262 254V253H261ZM254 255V254H253ZM264 257V256H263ZM263 257H261L260 256V258H263ZM251 258V257H250ZM259 259V258H258ZM261 260H263V259H261ZM247 261V260H246ZM253 262V261H252ZM264 262V261H263ZM250 263V262H249ZM253 264V263H252Z\"/></svg>",
	"mask_w": 264,
	"mask_h": 264
},
{
	"label": "trees",
	"instance_id": "3",
	"mask_svg": "<svg viewBox=\"0 0 264 264\" xmlns=\"http://www.w3.org/2000/svg\"><path fill=\"white\" fill-rule=\"evenodd\" d=\"M130 209H131L132 211L134 210L132 205H130Z\"/></svg>",
	"mask_w": 264,
	"mask_h": 264
}]
</instances>
